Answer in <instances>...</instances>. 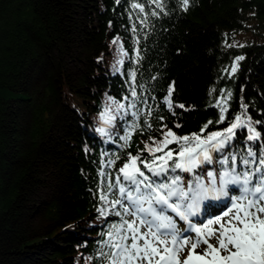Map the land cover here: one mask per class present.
Returning a JSON list of instances; mask_svg holds the SVG:
<instances>
[{
  "label": "trees",
  "instance_id": "16d2710c",
  "mask_svg": "<svg viewBox=\"0 0 264 264\" xmlns=\"http://www.w3.org/2000/svg\"><path fill=\"white\" fill-rule=\"evenodd\" d=\"M159 2L163 10L152 0H0V264H101V242L121 218L99 199V173L115 174L128 153L136 155L149 137L161 139L167 128L190 135L207 124L206 137L228 127L245 104L260 139L249 141L247 129L238 128L222 152L252 146L259 155L264 0H189L187 10L182 0ZM117 37L126 55L112 69L107 61ZM238 56L244 59L231 75ZM170 85L172 109L163 102ZM132 87L140 99L123 115L117 106L133 101ZM221 91L232 97L218 123ZM137 110L141 129L123 147L119 136ZM109 117L112 122L104 123ZM212 155L213 164L197 173L221 170V153ZM141 157L151 158L147 151ZM243 170L238 156L237 171ZM178 174L186 183L190 174ZM98 208L108 211L102 216Z\"/></svg>",
  "mask_w": 264,
  "mask_h": 264
},
{
  "label": "snow or ice",
  "instance_id": "6c2138e0",
  "mask_svg": "<svg viewBox=\"0 0 264 264\" xmlns=\"http://www.w3.org/2000/svg\"><path fill=\"white\" fill-rule=\"evenodd\" d=\"M116 2L119 4L120 0ZM152 2L163 10L159 0ZM188 4L189 0H182L185 10ZM131 6L144 11L141 3H133ZM152 14L157 15L155 12ZM118 40L119 37L112 43L117 44ZM118 51L126 55L123 45H120ZM136 59L138 62V51ZM243 59L244 56L235 58L231 75L235 74L238 62ZM117 64L122 65L123 60H118ZM128 75L134 82L136 72L131 71ZM130 91L133 101L128 108L136 109V101L140 98L135 87ZM173 91L174 85H170L163 98L169 109L173 107ZM231 97V91H221L220 98L216 100L215 106L220 109L218 123L226 119L225 113ZM178 107L185 106L181 104ZM241 108L243 111L233 117L228 127L211 132L206 137L201 133L207 124L201 128L200 133L193 132L190 135H178L164 125L167 131L162 132V138L157 140L149 137L151 143H144L143 149L136 155L128 153L115 174L100 171L102 180L99 199L121 218L119 223L109 227L105 233L107 239L101 242L97 257L101 264H264V145H261L259 155L252 146H248L244 153L234 152L231 148L226 153L222 152L230 145L238 128L247 129L249 141L260 139V133L252 126L251 117L247 116V105L241 104ZM122 109H125V105L118 104L117 111ZM131 115L134 120L126 123L124 134L119 136L123 147L130 146L133 134L141 129L139 110L132 111ZM148 116H151L150 110ZM101 118L103 120V114ZM113 119L109 117L104 123L110 124ZM144 127H152L148 119H145ZM175 127L180 128L181 125L176 124ZM97 131L102 135L107 134L104 127ZM172 144L177 147L169 148ZM144 151L149 153L150 159L141 157ZM213 152L221 153L216 160L221 170L201 169L197 173L196 170L202 165L213 164ZM238 156L244 169L242 172L237 171ZM119 159V156L115 160L109 159L107 165L112 167ZM140 165L151 175H146ZM178 171L190 174L186 183ZM229 185L235 187L229 189ZM229 191L239 192V195L229 196ZM110 196L115 198L110 199ZM220 197L228 198L227 210L207 219L206 223L202 220L192 222L191 218L198 215L203 201L218 200ZM97 210L102 216L108 211L107 208ZM169 211L186 222L187 228L181 231L176 220L167 214ZM212 239H215V244L210 242ZM201 245L205 247L202 253H198L196 249ZM105 247L108 248L107 252L103 250ZM185 248L188 254L181 259Z\"/></svg>",
  "mask_w": 264,
  "mask_h": 264
},
{
  "label": "rangeland",
  "instance_id": "374dc122",
  "mask_svg": "<svg viewBox=\"0 0 264 264\" xmlns=\"http://www.w3.org/2000/svg\"><path fill=\"white\" fill-rule=\"evenodd\" d=\"M123 43L122 42H118L116 45H113V48L115 50V54L111 55V57L108 59L107 63L112 67V69H116V64L115 62H117L118 60H123L125 58V55L124 54H121L119 51H118V48L120 47V45H122ZM110 55H107V57H109ZM128 106L126 107L125 106V109L123 110V115L129 110H127ZM131 109V108H130ZM116 113V112H115ZM227 210V209H225ZM224 211V210H223ZM217 214H222V210L219 211ZM214 244L216 243L215 239H212L211 240ZM204 246V245H201V247ZM200 248V247H199ZM187 253V251H184L183 253H181V259H183L185 257V254Z\"/></svg>",
  "mask_w": 264,
  "mask_h": 264
}]
</instances>
